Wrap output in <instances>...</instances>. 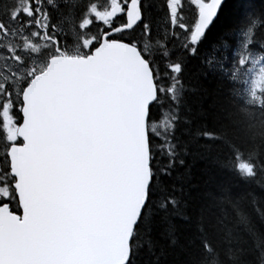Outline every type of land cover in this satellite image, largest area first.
I'll return each instance as SVG.
<instances>
[{"label": "snow or ice", "instance_id": "obj_1", "mask_svg": "<svg viewBox=\"0 0 264 264\" xmlns=\"http://www.w3.org/2000/svg\"><path fill=\"white\" fill-rule=\"evenodd\" d=\"M261 116L264 0H0V264H264Z\"/></svg>", "mask_w": 264, "mask_h": 264}, {"label": "trees", "instance_id": "obj_2", "mask_svg": "<svg viewBox=\"0 0 264 264\" xmlns=\"http://www.w3.org/2000/svg\"><path fill=\"white\" fill-rule=\"evenodd\" d=\"M238 106H242L240 104V101L237 102ZM251 110V109H250ZM261 119H264V116L260 117ZM225 160V163H228V157H222ZM261 158L264 159V151H262ZM233 164L236 163V161H232ZM240 163L244 164L245 167L249 166V161L247 159V156L241 159ZM218 179L223 184H229V185H237L238 187L235 188V191L240 192H246L249 190H255L254 185L249 182L248 184L241 183L236 176L235 171H225V170H219V176ZM261 206L264 207V201L261 202ZM249 211L251 209L249 208Z\"/></svg>", "mask_w": 264, "mask_h": 264}]
</instances>
